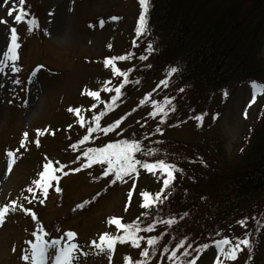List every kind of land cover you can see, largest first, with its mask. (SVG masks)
I'll return each mask as SVG.
<instances>
[{
	"label": "trees",
	"instance_id": "1",
	"mask_svg": "<svg viewBox=\"0 0 264 264\" xmlns=\"http://www.w3.org/2000/svg\"><path fill=\"white\" fill-rule=\"evenodd\" d=\"M24 8L28 12L24 20H28L29 28L40 29L38 16L30 13V8ZM35 17L38 19L37 26H33ZM129 42L131 45L127 50L115 54L117 58L124 56L125 59L114 57V61L123 62L128 68L125 70L128 72L127 78L119 75V80L115 78L109 84V96L103 103H94L89 98L79 99L88 102L89 108L85 111L90 112H82L78 123L71 119V115V120L65 117L59 121L64 124L53 129L51 138L62 144L59 148L61 153H75L74 161L80 163L78 167L94 173L91 180L100 187L91 196L76 202L72 214L85 212L96 199L111 189L146 173H154L160 187L153 190L148 185L141 192L135 216L125 214L127 206L121 215L114 216H120L123 224L141 229L135 233L141 238L138 240L139 247L126 238V229L112 226L106 239L121 237L124 242L114 240V250L121 248L122 252L110 264H136L137 261H143V264H190V261H195L196 264L216 246L213 241L225 237L233 243L237 238L248 239L250 247L241 245L237 254L242 253L240 257L244 264H261L264 246V104L259 111V125L254 130L253 140L238 153L237 158H231L222 148L221 141H209L211 145L203 147L201 160L192 161L188 157L185 158L186 163H182V158L170 154L174 143L170 144L171 139L165 134L169 117L176 114L178 103L188 90L189 95L194 96L204 89L220 88L226 92L228 88L252 79L264 84V0H149L145 30H133ZM150 44L155 51L148 50ZM140 56L147 59L142 61ZM170 66H178L181 70L168 76ZM164 80L168 81L167 85L161 83ZM146 86H150V91L141 96L144 97L143 103L131 107L120 119L115 118L109 123L103 121L102 115L112 114L129 104ZM118 87L121 93L113 100ZM181 88L184 91H179ZM141 97L137 96L138 99ZM145 107L152 112L150 110L148 116L141 117L135 128L124 130L125 121ZM161 108L167 115L161 111L159 113ZM173 108L175 111H171ZM152 120L154 123L151 124ZM67 121L71 124L66 125ZM89 127L94 131L89 132ZM157 127L162 131L157 132ZM108 128L111 130L105 131ZM85 135L89 137L87 141L83 139ZM121 140L140 143L141 151L135 153L137 159L149 163L163 159L175 165L170 186L165 188L163 185L166 173L159 169L148 171L141 165L136 166V172L117 180L114 172L109 170L107 161L97 153L84 155L88 148L99 149L109 143L119 144ZM38 145L42 148L40 157L49 158L51 145L45 146L43 142ZM147 152L152 155L145 156ZM54 158L59 170H62V164L69 162L58 156ZM82 164L86 166L81 167ZM185 164L189 166L188 169ZM105 172L108 175H104ZM113 180L115 182L111 183ZM61 185L62 180L53 189H48L57 193L59 203L65 200ZM57 188L60 191H56ZM144 193H148L147 200L153 205L148 216L144 215L149 211L144 207ZM159 200H163V203H158ZM32 212H35L34 220L38 219L36 209L33 208ZM169 220L174 223H166ZM240 221H244L243 225ZM149 224L153 225L152 230L144 231ZM48 225L45 227L43 222H39L36 228L49 240L54 234L51 227L58 228L61 221L55 220ZM153 235L159 237L158 242L150 248L147 258L142 257L140 253L149 247L147 239ZM181 239L185 240L184 246L177 248ZM203 244L209 247L204 248ZM166 248L168 251H165ZM185 249L188 255H185ZM173 251L177 255L170 258ZM225 263L230 264V260L224 259ZM231 264L239 262L232 260Z\"/></svg>",
	"mask_w": 264,
	"mask_h": 264
},
{
	"label": "rangeland",
	"instance_id": "2",
	"mask_svg": "<svg viewBox=\"0 0 264 264\" xmlns=\"http://www.w3.org/2000/svg\"><path fill=\"white\" fill-rule=\"evenodd\" d=\"M12 2L9 0V4L4 6L0 0V20L7 21L0 23V58L11 43L10 30L13 27L20 42L17 41L20 46L16 49L18 59L8 61L9 65L14 63L19 71L13 73L10 68H5L0 73V208L9 207L0 221V264H31L30 259L25 261L22 257L26 252L30 254L28 242L36 241L33 233L48 240L36 227L39 222L47 227L55 220L61 221V225H58L59 229L51 227L54 234L49 240L60 239L61 246L77 243L84 253L79 256L78 264H110V260L121 256L122 249L112 255L107 248L104 251L94 248L91 242L99 243V237L111 231L114 216L121 215L125 206L128 207L125 214L135 216L141 192L148 185L153 190L158 189L160 181L155 179L154 173H146L102 194L85 212L72 214L76 202L91 196L100 187L91 180L94 173L78 167L80 163L74 161L76 154L61 153L59 148L62 144L51 137L53 129L64 124L59 122L61 119L66 117L77 123L81 119V113H85L89 106L88 102L79 99L89 98L94 103H103L109 96V84L115 78L120 79V74L114 69H128L123 62L114 61L117 58L115 54L131 45L132 31L139 28L141 5L139 0H25L30 13H35L40 21V29L31 27L29 32L27 19L16 22V13L8 16ZM15 3L19 6V0ZM38 19L35 17L33 26H37ZM101 21L104 22L103 27ZM109 55L112 60L106 63L104 57ZM14 80L20 83H13ZM253 83L258 86L255 99ZM149 89L150 86H146L137 96H143ZM261 89H264V84L252 79L228 88L226 92L220 88L204 89L193 96L188 90L178 103L176 114L168 119L165 135L171 139L170 144L174 143L170 154L182 158V163H186L185 158L188 157L199 161L203 147L211 145L209 141H221L222 148L231 158H237L238 153L251 144L254 130L259 125V111L264 104V90ZM92 92L97 96H92ZM137 96L112 114L102 115L103 121L109 123L115 118L120 119L131 107L144 101V97L138 99ZM82 109L84 111L79 112ZM150 110L145 107L134 114L124 122L123 129L135 128L139 119L148 116ZM89 112L87 110L86 114ZM184 114L185 117L181 118ZM198 116L202 119L197 120ZM37 140L45 146L51 145L48 149L50 156L44 159H51L54 162L52 168L56 167L55 173L62 175L63 203L57 201L59 197L55 191L50 190L43 197L42 191L33 184V181L41 179L39 174L45 161L40 157L42 148L37 145ZM9 151L14 153L11 169L7 166ZM56 156L69 161L62 164V170L55 164ZM185 167L188 169L189 166L185 164ZM77 168L79 171L72 170ZM55 173L53 175L57 176ZM56 184L55 180L51 181L48 189ZM29 187L33 188L35 196L27 191ZM12 201L17 202L15 206ZM29 208L36 209L38 219L34 220L36 217L32 218L29 211H25ZM68 231L74 232L75 237H67L65 233ZM240 255L242 253L237 254L233 261L240 264ZM261 259V264H264V246ZM219 260L224 264V257L216 247L196 264H217ZM229 260L231 264L232 260Z\"/></svg>",
	"mask_w": 264,
	"mask_h": 264
},
{
	"label": "snow or ice",
	"instance_id": "3",
	"mask_svg": "<svg viewBox=\"0 0 264 264\" xmlns=\"http://www.w3.org/2000/svg\"><path fill=\"white\" fill-rule=\"evenodd\" d=\"M139 3L141 5L142 11L139 16V28L138 32H141L142 30H145L146 25V14L148 13L149 9V0H139ZM2 4L4 6H7L9 4V0H2ZM25 4V0H19V6L15 3V0L12 2V6L8 8V16L12 17L14 13V20L16 22H20L24 20V18L28 15V12L25 10L23 5ZM113 19H116L115 17ZM0 23H7V21L0 20ZM103 21L100 22L101 27H103ZM32 29L29 28V31ZM10 35L11 43L8 44L7 50L3 51L2 58H0V73H3L5 71V68H10V71L13 73H16L19 71V69L15 66V64H8V61H16L18 59V54L16 52V49L19 48V44L17 43L18 35L16 28H12ZM149 51H155L153 46L150 44L148 46ZM116 59L123 60L125 59L124 56L118 57ZM147 57L140 56V60H146ZM111 61H106V63H110ZM148 67H151V65H148ZM181 69L178 66H170L169 71L167 73L168 76H172L173 74H176ZM115 72L119 73L120 75L127 78L128 72H120L119 69H114ZM130 71V70H129ZM13 83H20L17 80H14ZM161 83L167 85L168 81L164 80L161 81ZM2 86V85H0ZM253 99H255L256 91L258 86L253 83ZM264 90V89H261ZM179 91H184L183 88L179 89ZM116 96H114L112 99L115 100L117 97H119L121 93V88L115 89ZM92 96H97L96 92L91 93ZM143 103V101H141ZM155 103V102H154ZM158 107V106H157ZM69 111H72V109H69ZM78 111V110H77ZM161 112H164V109H160ZM171 111H175V109H171ZM165 115H167V112H164ZM98 118V117H97ZM197 120H201L202 116L196 117ZM163 122V121H161ZM117 124L120 123V121H116ZM111 128L105 129V131H110ZM39 131V130H38ZM89 132L94 131L93 128L89 127ZM157 132H161L162 129L157 127ZM25 137H27V133L24 134ZM84 141H87L89 137L85 135L83 137ZM39 144V141L37 140V145ZM24 146V141H21V147ZM111 150V151H110ZM141 151V146L138 141H131L128 140H121L119 144L117 143H109L105 147L94 149V148H88L87 151L84 153L85 156H88L90 153H97L99 157H101L103 160L107 161L108 168L110 171L114 172V175L117 180H123L124 176L130 175L131 173L136 172V166L141 165L144 169H147L148 171H153L156 169H159L162 173H166V178L163 180V185L165 188H168L170 186L171 181L174 179V171L176 170L175 165L166 163L163 159L154 161V162H147L142 161L141 159H137L135 156V153H139ZM9 160H8V168L11 169L12 167V157L14 156V153L12 151H9L7 153ZM145 156L152 155L151 152L144 153ZM79 159V157H77ZM86 165L82 164L81 167H84ZM51 169V172L49 171ZM73 171H79V169H72ZM56 169L52 168L51 162L45 163L43 165V171L40 172L41 179H37L33 181V184L36 185L37 188H39L44 196H47L48 193V187L50 185V182L53 180H58L59 177L56 175H53ZM104 175H108V172L103 173ZM111 183H114L115 181H110ZM29 193H33V196H35V193L33 191L32 187H29L27 189ZM56 191H60L59 188L56 189ZM131 195V193H130ZM145 196V203L144 207L146 209H149L148 212H145L144 215L148 216L150 214V211L153 207L152 203L147 200L148 193L143 194ZM159 193H157V197H159ZM167 197L165 196V199ZM31 202V201H29ZM43 203V200L40 201ZM12 205H16V201L11 202ZM158 203H163V200H159ZM82 206V205H81ZM22 207V205H21ZM9 207L7 205L0 208V221H2L8 213ZM29 211V210H25ZM187 215V213H185ZM114 223L119 227L126 229V238L131 240V243L139 247L138 240L141 239L140 237L136 236L135 233L140 232L141 229L139 227H136L134 225H127V224H121L119 219H116ZM166 223L172 224L174 223L173 220H169ZM240 223L243 225L244 221H240ZM153 225L149 224L147 228L144 229V231H151ZM34 236H36V241L32 242L29 241L28 243L31 245L30 248V254L26 252V254L22 257L25 261L31 260V264H48L49 260H51V264H78L79 256L81 254H84L80 251V247L77 243H66L64 246H61V240L60 239H51V240H43L39 235H37L35 232L33 233ZM65 235L69 238L75 237V233L72 231H68L65 233ZM107 233L101 235L99 237V240L101 243H97L95 240H93L92 246L100 251H104L105 248L107 250L112 251L114 249V240L120 239L121 243L124 242V238L116 237V238H109L106 239ZM159 237L153 235L150 238L147 239V245L149 247L144 248V250L140 253L142 257L147 258L150 255V248L155 246L158 242ZM185 240L181 239L180 242L176 245L177 248H181L184 246ZM213 243L216 245L217 249L219 250L220 254L224 257L225 260H234L236 259L237 252L241 250V245L250 247V241L248 239H240L237 238L236 242L233 243L230 239L225 237L224 239L213 241ZM226 246V247H221ZM189 248L192 247L191 244L188 245ZM202 247L207 248L209 247L208 244H203ZM165 251H168L166 248ZM197 251H199V247L197 248ZM187 249H185V255H188ZM86 255V254H85ZM176 252H172V257H176ZM109 259H111V256H109ZM136 264H143V261H137ZM190 264H195V261H190Z\"/></svg>",
	"mask_w": 264,
	"mask_h": 264
}]
</instances>
